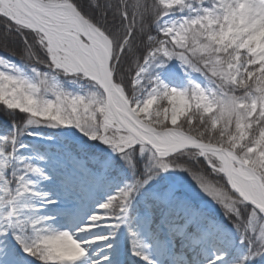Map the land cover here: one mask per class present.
<instances>
[{"label": "snow or ice", "instance_id": "obj_1", "mask_svg": "<svg viewBox=\"0 0 264 264\" xmlns=\"http://www.w3.org/2000/svg\"><path fill=\"white\" fill-rule=\"evenodd\" d=\"M0 264H264V0H0Z\"/></svg>", "mask_w": 264, "mask_h": 264}]
</instances>
